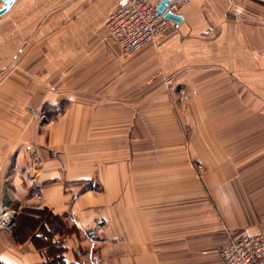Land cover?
Masks as SVG:
<instances>
[{"label": "crops", "instance_id": "obj_1", "mask_svg": "<svg viewBox=\"0 0 264 264\" xmlns=\"http://www.w3.org/2000/svg\"><path fill=\"white\" fill-rule=\"evenodd\" d=\"M118 1L14 0L0 15V69L18 70L0 78V212L17 210L0 264H224L234 230L264 232V142L216 211L132 153L144 118L175 124L172 101L191 107L206 78L264 120V0H176L182 20L128 56L106 25Z\"/></svg>", "mask_w": 264, "mask_h": 264}, {"label": "rangeland", "instance_id": "obj_2", "mask_svg": "<svg viewBox=\"0 0 264 264\" xmlns=\"http://www.w3.org/2000/svg\"><path fill=\"white\" fill-rule=\"evenodd\" d=\"M13 65L11 63L0 69V78L17 76L18 70L12 69L16 67ZM171 87V84H166L170 91ZM196 87L199 93L196 97L192 93L191 100L187 101V105L191 103V107L181 108L180 101H172L173 106H176L175 116L172 118L175 124H170V117L144 118L148 119L151 125L144 127L142 148L132 149V153L137 151L138 155L141 153L144 158L157 159L161 164L159 167L163 168L166 174H160L159 179L162 177V180L167 182L173 175L171 185L175 192L180 188L185 191L189 188L192 203L205 199L211 208L210 211H216L220 200L224 202V196L232 185L237 188L232 177L238 167L245 176L250 158L262 155L264 133L256 138L258 134H249L247 127L261 125L264 120L261 117L248 116L244 109L232 112L230 99L226 97L222 100L218 86L213 84L212 78L204 79V82ZM5 97L0 93V99ZM30 106L32 116L38 120L40 102ZM187 112L190 114L185 115ZM39 116L41 120L45 118V115ZM171 166L174 168L173 174L170 171L166 173V169H171ZM244 184L247 188V182ZM166 185L168 188L169 181ZM10 211L15 215L17 210L11 208ZM12 219L10 216L4 217L6 222Z\"/></svg>", "mask_w": 264, "mask_h": 264}, {"label": "built area", "instance_id": "obj_3", "mask_svg": "<svg viewBox=\"0 0 264 264\" xmlns=\"http://www.w3.org/2000/svg\"><path fill=\"white\" fill-rule=\"evenodd\" d=\"M177 5L178 1L173 0L167 10L176 12ZM106 25L120 54L128 56L165 36L176 22L159 12L151 0H119ZM8 212L13 219L6 222ZM13 225L12 211L4 208L0 212V227L9 230ZM219 253L224 264H264V232L249 233L240 228L231 234L229 243Z\"/></svg>", "mask_w": 264, "mask_h": 264}, {"label": "water", "instance_id": "obj_4", "mask_svg": "<svg viewBox=\"0 0 264 264\" xmlns=\"http://www.w3.org/2000/svg\"><path fill=\"white\" fill-rule=\"evenodd\" d=\"M173 0H161L157 4V9L159 12L163 13L166 18H169L177 23H179L182 20V16L174 11L167 10V7ZM5 5L0 8V15L4 14L14 3V0H3Z\"/></svg>", "mask_w": 264, "mask_h": 264}, {"label": "bare ground", "instance_id": "obj_5", "mask_svg": "<svg viewBox=\"0 0 264 264\" xmlns=\"http://www.w3.org/2000/svg\"><path fill=\"white\" fill-rule=\"evenodd\" d=\"M7 214H8V216H10V217H11V214H10L9 212H8Z\"/></svg>", "mask_w": 264, "mask_h": 264}]
</instances>
